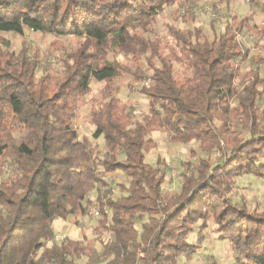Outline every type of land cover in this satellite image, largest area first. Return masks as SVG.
Instances as JSON below:
<instances>
[{
  "label": "trees",
  "instance_id": "16d2710c",
  "mask_svg": "<svg viewBox=\"0 0 264 264\" xmlns=\"http://www.w3.org/2000/svg\"><path fill=\"white\" fill-rule=\"evenodd\" d=\"M178 1L0 0V33L28 28L83 40L56 79L38 77L41 62L27 48L0 47V264H179L197 251L189 238L198 225L229 241L241 264H264V209L234 194L237 178L264 179V78L258 69L242 73L249 50L238 38L248 20L233 16L213 38L200 28H171L181 54L173 49L168 59L159 41L133 31L149 29ZM251 1L264 9V0ZM120 56L146 58L148 70L133 72ZM175 63L190 73L184 81ZM127 74L147 80L139 90L149 99L143 121L124 116L110 89ZM94 80L107 85L104 106L90 113L92 137L80 138L78 102ZM156 129L171 144L197 143L203 154L187 164L180 191H164V162L146 161ZM93 139L104 140L105 155ZM117 173L128 183L115 198L108 178ZM93 207L110 237L101 250L56 242L55 220Z\"/></svg>",
  "mask_w": 264,
  "mask_h": 264
},
{
  "label": "rangeland",
  "instance_id": "374dc122",
  "mask_svg": "<svg viewBox=\"0 0 264 264\" xmlns=\"http://www.w3.org/2000/svg\"><path fill=\"white\" fill-rule=\"evenodd\" d=\"M233 16H236L239 20H248V28L239 35L244 51L249 50L248 57L242 65V73L245 74L252 69H258L260 76L264 78V9L261 1L179 0L175 5L160 14L149 29H135L133 32L151 41H159L161 54L168 59H174L171 54L173 49L177 50L179 55L181 52L177 49L176 41L169 29L195 30L200 28L205 36L213 38L214 33L221 32L226 22ZM82 42V39L73 35L56 37L34 32L28 28H25L24 34L21 36L14 33H0L1 48L4 49L8 45L17 54L23 48H27L28 53L39 58L41 62L38 77L48 73L52 76V79H56L61 75L62 62ZM149 59L156 65L158 64L157 58ZM119 60L126 63L133 72L137 67H142L147 71L148 61H150L143 58L141 62H137L130 57L125 59L121 56ZM259 60H263L262 63ZM174 66L179 80L184 81V78L189 76L190 73L178 63H175ZM148 74L150 76L151 73L148 72ZM146 81L137 82L133 74H127L111 82L110 89L121 101L120 108L123 110L124 116L143 121L148 115L149 99L139 91L141 87L147 84ZM91 86V92L79 100L77 115L74 120L80 138L82 136L92 137L94 128L90 121V113L92 110L101 109L104 106L102 94L107 85L94 80ZM151 137L157 143V147L151 153L146 154V161L152 166H158V160L164 162L167 166L164 191L166 193L180 191L182 176L186 173L187 164L189 162L197 163L198 157L203 156L201 150L197 143L187 146L169 143L166 138L167 135L162 129H156ZM94 144L99 147L101 156L105 155L104 140H94ZM192 148L195 150V155H192ZM217 156V154L214 155L213 159ZM108 182L117 191V195H114L115 198L118 197V185L128 183L122 173L109 176ZM234 189L235 197L237 199L245 198L252 210L261 212L264 209V179H257L251 175L239 177L236 179ZM90 198L94 200L96 198L95 194H92ZM98 219L97 215L88 214L76 218L73 227L77 228L80 239L93 244L97 250H101L103 241H108L110 237L100 232ZM189 242L197 246V251L190 256L180 258L179 264H241L239 256L233 251L229 241L221 240L219 235L213 231L211 225L205 230H202L201 226L198 225L195 232L190 236ZM86 261L84 258L77 262L86 264Z\"/></svg>",
  "mask_w": 264,
  "mask_h": 264
},
{
  "label": "crops",
  "instance_id": "0c3cea01",
  "mask_svg": "<svg viewBox=\"0 0 264 264\" xmlns=\"http://www.w3.org/2000/svg\"><path fill=\"white\" fill-rule=\"evenodd\" d=\"M74 223H76V219L55 220L53 226L56 230L57 236L62 239L69 238L74 241H83V239L79 238V232L77 228L73 227Z\"/></svg>",
  "mask_w": 264,
  "mask_h": 264
},
{
  "label": "built area",
  "instance_id": "2783aa9c",
  "mask_svg": "<svg viewBox=\"0 0 264 264\" xmlns=\"http://www.w3.org/2000/svg\"><path fill=\"white\" fill-rule=\"evenodd\" d=\"M238 38H239V36H238ZM112 195L114 196V195H117V191L115 190V189H113L112 188ZM95 208H93V209H90L89 211H88V214L89 215H98V213H96L95 214ZM97 212V211H96ZM55 240H56V242H62L64 239H62V238H60L59 236H56V238H55Z\"/></svg>",
  "mask_w": 264,
  "mask_h": 264
}]
</instances>
